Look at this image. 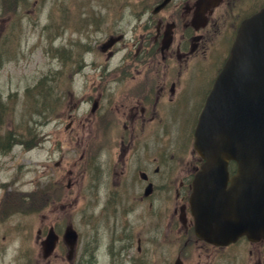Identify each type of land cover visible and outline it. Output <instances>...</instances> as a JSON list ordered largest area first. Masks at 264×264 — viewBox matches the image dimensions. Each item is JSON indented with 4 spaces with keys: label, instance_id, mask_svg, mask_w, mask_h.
Masks as SVG:
<instances>
[{
    "label": "flooded vegetation",
    "instance_id": "1",
    "mask_svg": "<svg viewBox=\"0 0 264 264\" xmlns=\"http://www.w3.org/2000/svg\"><path fill=\"white\" fill-rule=\"evenodd\" d=\"M152 3L135 4L140 13L122 63H79L83 70L101 69L102 94L94 96L90 107L100 115L94 120L95 138L84 144L89 152L76 201L65 203L78 204L80 222L46 226L45 236L56 237L46 260L148 264L157 250H170L164 256L169 264H264V241L243 236L216 245L199 238L190 203L193 180L203 163L193 143L197 121L241 23L263 9L264 0H170L158 14H149L155 12L147 10ZM113 51L107 56L113 58ZM92 79L84 78L85 84ZM191 114L196 120L189 125ZM116 131L119 138L123 135L120 141L101 144ZM74 185L69 182V187ZM47 203L55 211L53 199ZM70 229L76 230L72 244L66 240ZM38 233L37 242L44 235Z\"/></svg>",
    "mask_w": 264,
    "mask_h": 264
},
{
    "label": "rangeland",
    "instance_id": "2",
    "mask_svg": "<svg viewBox=\"0 0 264 264\" xmlns=\"http://www.w3.org/2000/svg\"><path fill=\"white\" fill-rule=\"evenodd\" d=\"M137 1L0 0V146L10 129L18 138L8 151L0 147V264H48L38 232L44 239L52 223L79 224L78 204L65 203L76 201L89 152L84 144L95 138L94 120L100 115L90 107L102 94L101 69L83 70L79 63H122L140 13ZM157 1L152 0L147 10L155 12L149 14H158L170 0L156 7ZM88 76L94 78L91 84H85ZM186 119L189 125L196 120L192 114ZM119 134L107 135L101 144L120 141ZM169 251L157 250L148 264H169L164 258Z\"/></svg>",
    "mask_w": 264,
    "mask_h": 264
},
{
    "label": "water",
    "instance_id": "3",
    "mask_svg": "<svg viewBox=\"0 0 264 264\" xmlns=\"http://www.w3.org/2000/svg\"><path fill=\"white\" fill-rule=\"evenodd\" d=\"M195 148L205 160L191 197L198 236L216 244L243 235L264 240V9L239 28L200 115ZM230 161L237 162L232 177ZM44 246L47 256L52 239Z\"/></svg>",
    "mask_w": 264,
    "mask_h": 264
},
{
    "label": "trees",
    "instance_id": "4",
    "mask_svg": "<svg viewBox=\"0 0 264 264\" xmlns=\"http://www.w3.org/2000/svg\"><path fill=\"white\" fill-rule=\"evenodd\" d=\"M12 129H10L9 131L6 132V134L8 135L6 138V141H4L5 143L1 144V147H3V150L8 151L9 146L13 145L14 143L11 141L12 139H10L11 135L14 134L15 132L11 131Z\"/></svg>",
    "mask_w": 264,
    "mask_h": 264
},
{
    "label": "bare ground",
    "instance_id": "5",
    "mask_svg": "<svg viewBox=\"0 0 264 264\" xmlns=\"http://www.w3.org/2000/svg\"><path fill=\"white\" fill-rule=\"evenodd\" d=\"M80 63H81V62H80ZM10 139H12L11 141H12L13 143H14V142L17 143V140H16V139H18V138H17V136H16L15 133L11 135ZM2 143H5V142H2ZM29 146H30V145H29ZM0 147H1V146H0ZM2 149H3V148H2Z\"/></svg>",
    "mask_w": 264,
    "mask_h": 264
}]
</instances>
